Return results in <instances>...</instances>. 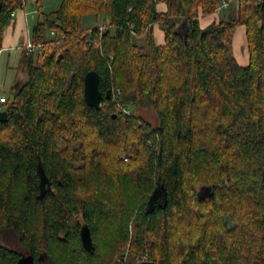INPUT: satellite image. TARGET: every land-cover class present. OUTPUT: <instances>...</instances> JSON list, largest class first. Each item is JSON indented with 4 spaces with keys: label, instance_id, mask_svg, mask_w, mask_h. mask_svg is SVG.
Returning <instances> with one entry per match:
<instances>
[{
    "label": "trees",
    "instance_id": "16d2710c",
    "mask_svg": "<svg viewBox=\"0 0 264 264\" xmlns=\"http://www.w3.org/2000/svg\"><path fill=\"white\" fill-rule=\"evenodd\" d=\"M42 1L31 38L44 56L20 50L26 81L0 121V264L24 254L34 264H103L104 221L118 225L112 256L125 264H264V0H64L51 14ZM24 6L0 0V54ZM86 15L103 23L84 28ZM241 26L247 66L234 52ZM91 71L100 109L85 100ZM138 105L152 106L157 128L135 116ZM161 185L166 203L149 212ZM130 187L145 202L139 212L126 202Z\"/></svg>",
    "mask_w": 264,
    "mask_h": 264
},
{
    "label": "rangeland",
    "instance_id": "374dc122",
    "mask_svg": "<svg viewBox=\"0 0 264 264\" xmlns=\"http://www.w3.org/2000/svg\"><path fill=\"white\" fill-rule=\"evenodd\" d=\"M63 1L64 0H43L42 6L44 8V13L51 14L53 12L58 11ZM29 8L32 9V4L29 5ZM217 12H215L214 14H218ZM38 20H39L38 16L36 17V19H31V25H30L31 31L33 27L37 24ZM103 20L104 18L97 19L93 15H86L83 19L82 25L84 28H90L92 26H97L102 24ZM52 36H54V34L51 33L49 35V38H52ZM144 44H145L144 40H140V45H144ZM20 56H21V52L19 53L14 52L11 54V56H9L8 53L1 52L0 54V98L3 97L4 95H6L7 97V95H9L12 92V89L15 88V86H20L26 81V73L18 71ZM134 114L135 116L140 117L145 122L149 123L153 128H157L159 126V120L157 114L155 110L152 108V106L143 107L142 105H138L137 107L134 108ZM122 157L125 158L123 154ZM206 193L207 192L205 191L204 194ZM126 195H127L126 202L129 204V208L131 207L132 209L135 210V212H139L143 204H145V202L143 203L144 200L142 196L133 187H130V189L126 192ZM100 224H101L100 230L99 233L97 234V243L99 246L101 256L103 259H105L103 264H115V261H118L117 264H125L128 257H125L124 259L125 261H124V260H119V258L112 256L114 255L117 247L115 245V241L117 242L116 239L119 233L118 225L116 224V222H111V221L110 222L104 221L101 222ZM9 241L11 243V246H13L15 244V237H10ZM125 252L123 254H125ZM120 255H122V253ZM139 262L141 261H138L137 263ZM137 263L128 262V264H137ZM80 264H84V263L80 262Z\"/></svg>",
    "mask_w": 264,
    "mask_h": 264
},
{
    "label": "crops",
    "instance_id": "0c3cea01",
    "mask_svg": "<svg viewBox=\"0 0 264 264\" xmlns=\"http://www.w3.org/2000/svg\"><path fill=\"white\" fill-rule=\"evenodd\" d=\"M32 4V9L29 5ZM35 0H25V6L15 12L12 23L5 29L2 42V53H8L11 56L14 52H20L23 43L26 39L31 38V19H36L38 9ZM158 9L160 12H166V4H159ZM219 19V14H212L211 16L204 17L200 20L202 28L209 26L214 21ZM246 28L244 26L238 27L233 38L234 52L240 66H247L249 64V54L247 50ZM155 35L158 45L165 44L164 33L155 27ZM246 43V44H245Z\"/></svg>",
    "mask_w": 264,
    "mask_h": 264
},
{
    "label": "water",
    "instance_id": "95a60500",
    "mask_svg": "<svg viewBox=\"0 0 264 264\" xmlns=\"http://www.w3.org/2000/svg\"><path fill=\"white\" fill-rule=\"evenodd\" d=\"M186 27V25H184ZM187 30L185 33V37L187 38ZM100 83V76L97 72L91 71L85 77V88H84V95L87 104L90 107L100 109L102 104L103 95L99 89ZM8 118V113L6 111L0 112V121H5ZM39 174H40V189H41V196H43L47 192V186L49 185V180L44 172V169L41 164H39ZM210 192L211 190L208 189ZM206 189V191H208ZM207 194V193H206ZM206 194H201L202 197H205ZM167 193L164 186L157 187L153 194L150 196L148 202V211L152 212L154 207L158 205H162V203H166ZM81 240L84 248L89 251L93 252L95 250L94 241L92 238L90 228L85 225L81 229ZM17 264H34V257L32 255L23 256ZM137 264H160L158 262H151V261H142Z\"/></svg>",
    "mask_w": 264,
    "mask_h": 264
},
{
    "label": "built area",
    "instance_id": "2783aa9c",
    "mask_svg": "<svg viewBox=\"0 0 264 264\" xmlns=\"http://www.w3.org/2000/svg\"><path fill=\"white\" fill-rule=\"evenodd\" d=\"M229 1H224L220 7V10H227L229 7ZM54 34V33H52ZM22 49H24L27 54L33 55L35 57H41L44 56V46L42 43H37L33 41L32 38L26 39V41L21 46ZM7 102V97L4 95L0 98V112L4 111V104Z\"/></svg>",
    "mask_w": 264,
    "mask_h": 264
},
{
    "label": "flooded vegetation",
    "instance_id": "af4514ba",
    "mask_svg": "<svg viewBox=\"0 0 264 264\" xmlns=\"http://www.w3.org/2000/svg\"><path fill=\"white\" fill-rule=\"evenodd\" d=\"M23 256H28V254H26V255L24 254ZM23 256H22V257H23Z\"/></svg>",
    "mask_w": 264,
    "mask_h": 264
}]
</instances>
